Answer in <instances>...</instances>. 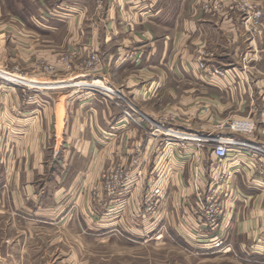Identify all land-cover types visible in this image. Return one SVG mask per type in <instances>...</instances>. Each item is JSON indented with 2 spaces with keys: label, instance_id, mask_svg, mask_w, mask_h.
<instances>
[{
  "label": "crops",
  "instance_id": "obj_1",
  "mask_svg": "<svg viewBox=\"0 0 264 264\" xmlns=\"http://www.w3.org/2000/svg\"><path fill=\"white\" fill-rule=\"evenodd\" d=\"M219 1L0 0L2 65L35 61L36 78L0 69L27 85L0 82V188L37 203L46 172L57 182L72 171L94 180L122 167L130 184L96 203L105 224L114 208L126 229L138 222L149 236L163 228L205 248L220 240L215 250L264 264V154L234 142L264 149V0ZM255 9L260 24L250 27L245 14ZM93 50L100 63L89 68ZM94 80L99 86L83 83ZM240 118L254 129L220 126ZM211 138L228 142L221 162ZM221 173L225 210L210 227L200 212Z\"/></svg>",
  "mask_w": 264,
  "mask_h": 264
},
{
  "label": "rangeland",
  "instance_id": "obj_2",
  "mask_svg": "<svg viewBox=\"0 0 264 264\" xmlns=\"http://www.w3.org/2000/svg\"><path fill=\"white\" fill-rule=\"evenodd\" d=\"M92 54L97 55L98 66L100 60L96 50L87 54L86 66ZM3 56L0 43V69L35 78L32 75L35 73V61L27 68L16 64L6 66L2 65ZM64 56L66 54L61 55ZM50 68L51 65L44 64L43 73L51 74ZM6 76H0L3 78L0 82H17L18 87L25 90V84L19 77ZM37 80L48 81L46 78ZM49 84L51 82H47V86ZM26 93L30 94L28 91ZM30 100H34V97ZM0 144L3 145L1 138ZM223 158L217 160L221 162ZM120 168L113 166L103 170L94 180L72 171L60 176V182L53 174L48 175L46 172L35 185L44 189H40L41 199L37 203L25 199L22 194L18 198L19 195L12 194L8 187L1 184L0 264H245L227 247L215 250L216 247L212 245L211 248H205L173 240L163 228L156 235L149 236L138 222H135L136 231L130 230L129 226L126 229L122 224H116L114 208L108 209V221L105 224L103 212L100 213L96 203L104 198H114L120 188L130 184V174L127 173L123 178L118 176ZM3 179V176L0 177L1 183ZM49 184L51 188L45 187ZM161 188L159 184L153 186L155 198L147 206L150 212L154 210V204L159 202L161 192L156 190Z\"/></svg>",
  "mask_w": 264,
  "mask_h": 264
},
{
  "label": "built area",
  "instance_id": "obj_3",
  "mask_svg": "<svg viewBox=\"0 0 264 264\" xmlns=\"http://www.w3.org/2000/svg\"><path fill=\"white\" fill-rule=\"evenodd\" d=\"M213 4L215 7L218 8L220 6V1L213 0ZM204 7H207V5H205ZM261 15H262V12L258 9H255L251 12H246L245 21H249L250 27H257L260 24ZM97 62H98L97 55L92 54L87 62V67L94 68ZM199 65L202 68L205 67L202 60L199 62ZM215 73L218 76L225 75L224 70H215ZM77 92H78V89L71 91L70 93L67 94V97L70 99L73 96H75ZM225 125L230 129L243 131V132H251L254 129V122L247 118L231 119ZM211 139L213 140L212 147L214 148L215 155L218 158H222L226 156L228 152V142H218L217 138H211ZM234 142L236 143V145H246V146L254 147L255 149L259 150L261 153L264 154V149L259 146L249 144L245 141H239V140L234 141ZM117 172L119 174L118 176L121 178H123L127 174V171L124 170L123 168L118 169ZM225 176H226L225 174H222V173L219 174L218 178H215L213 180L212 186L208 189L207 194H205L204 196L205 201L202 205L200 215L203 218V222L207 226H210V227L217 226L225 210L224 200H223V196L227 195L226 191H224L225 180L227 179V178H224ZM156 191L161 192L160 189H157ZM220 244H221V241L216 240L213 243V246L215 247L220 246Z\"/></svg>",
  "mask_w": 264,
  "mask_h": 264
},
{
  "label": "bare ground",
  "instance_id": "obj_4",
  "mask_svg": "<svg viewBox=\"0 0 264 264\" xmlns=\"http://www.w3.org/2000/svg\"><path fill=\"white\" fill-rule=\"evenodd\" d=\"M83 83H85V84H92V85H94V86H99L100 81H99V80L85 81V82H83ZM83 83H82V84H83ZM65 85H67V84H65ZM78 88H79V87H78ZM74 90H76V87H74V89H71V91H74ZM71 91H70V92H71ZM70 92H69V93H70ZM77 93H78V92H77ZM247 119H248V118H247ZM230 120H231V119H230ZM228 121H229V120H228ZM228 121H227V122H228ZM227 122H226V123H227ZM226 123H225V124H226ZM225 124H224V125H220V126H226ZM254 127H255V126H254ZM229 129H230V128H229ZM232 130H233V129H232ZM237 131H238V130H237ZM241 132H243V131H241ZM218 142H226V141L223 140V141H218ZM213 152H214V148H213ZM214 154H215V153H214ZM226 155H227V154H226ZM215 156H216V155H215ZM224 157H225V156H224ZM216 158H218V157L216 156ZM222 158H223V157H222ZM219 159H220V158H219ZM224 178H226V177H224ZM225 181H226V180H225Z\"/></svg>",
  "mask_w": 264,
  "mask_h": 264
}]
</instances>
